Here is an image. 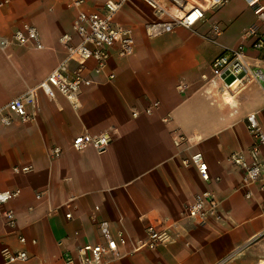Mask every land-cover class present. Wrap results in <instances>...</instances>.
<instances>
[{
	"label": "crops",
	"instance_id": "0c3cea01",
	"mask_svg": "<svg viewBox=\"0 0 264 264\" xmlns=\"http://www.w3.org/2000/svg\"><path fill=\"white\" fill-rule=\"evenodd\" d=\"M67 1L9 0L0 7V37L8 38L27 22L37 28L43 44L0 48V107L38 84L65 56L58 38L70 32L76 12ZM103 2L85 0L83 7L99 11ZM128 2L117 20L131 28L134 53L120 57L112 49L106 71L90 73L94 82L81 87L77 108L60 93L50 99L40 91L34 122L0 123V191L20 190L3 206L15 212L17 222L12 229L0 217V249L27 251L28 260L11 264H62L64 252L101 241L98 222L104 220L112 232L122 228L127 235L126 244L117 247L119 256L108 253L106 264H264V190L253 186L245 197L241 171L228 160L231 152L251 145L246 114L255 111L264 124L262 85L253 81L236 99L227 91L222 104L219 94L211 103L202 92L211 60L223 47L243 43L249 26L264 35V20L243 0H229L207 11L194 29L177 27L149 38L144 32L152 17L149 8L138 0ZM213 24L221 30L219 44L208 38ZM245 43L252 66L264 69V50ZM110 72L114 77L109 80L105 74ZM233 98L235 104L229 105ZM154 101L158 107L145 114ZM105 130L111 142L103 151L72 148L75 136ZM178 133L187 139L175 145ZM53 146L62 152L51 159L47 152ZM198 151L207 163L206 181L194 164H183ZM23 165L31 169L13 171ZM206 190L218 200L219 218L205 224L182 219L184 206ZM148 223L175 224L179 236L134 250Z\"/></svg>",
	"mask_w": 264,
	"mask_h": 264
},
{
	"label": "built area",
	"instance_id": "2783aa9c",
	"mask_svg": "<svg viewBox=\"0 0 264 264\" xmlns=\"http://www.w3.org/2000/svg\"><path fill=\"white\" fill-rule=\"evenodd\" d=\"M131 0H104L103 7L99 11H90L83 7L85 0H68L66 6L75 9V16L71 22L70 32L63 33L58 40L66 51L65 56L59 60L56 66L35 86H32L13 97L4 106L0 107V123L9 126L14 120L20 122H34L38 116V92H43L48 98L53 99L56 93L63 95L73 108L79 106V92L82 86H88L94 82L90 73L100 74L106 71L112 49H115L120 57L129 56L134 53L135 40L131 28L122 25L117 20V14L121 8ZM144 3L152 15L145 24L144 32L149 38L160 36L171 32L177 27L194 29V27L205 21L206 13L216 10L225 5L229 0H138ZM254 11L259 20H264L263 0H243ZM9 0H0V7L7 4ZM212 35L209 40L219 44L216 37L221 30L216 24L211 26ZM243 43L235 47H223L222 51L210 62L211 76L203 75L204 88L202 92L215 102L216 95L222 96L226 91H234L246 82H258L262 85L264 94V69L252 66L246 53L245 41H250V47L257 51L264 50V35L256 26H249L243 33ZM11 44L31 45L35 48H43L37 28L27 22H23L16 28L8 38L0 37V48L5 49ZM107 79H112V72L105 74ZM230 77V80L227 78ZM235 84V88L232 85ZM184 85L180 84L182 91ZM225 102V101H224ZM226 103V102H225ZM158 101L152 102L143 109L145 114H150L158 107ZM133 116L138 111L132 112ZM167 114L163 120L168 121ZM246 130L252 142L246 151H233L228 155L229 162L241 171L240 188L244 189V196L250 197L252 187L258 186L264 190V157L262 148L264 146V124L257 119L256 112H248L245 116ZM187 137L178 133L174 138V144L179 145ZM111 142L109 131L96 134L81 133L74 137L71 146L74 150L93 148L103 151ZM58 146L50 147L48 157L54 159L61 154ZM184 165L194 164L200 177L206 181L209 179L207 163L201 152H195L189 158L183 160ZM29 165L14 166L13 171L28 172ZM19 189L0 191V217L4 219L9 228H15L17 218L12 209H4L3 206L18 196ZM66 218H71V213H65ZM182 219H192L198 224H205L211 218H219L218 200L208 190L196 193L182 211ZM101 241L96 243L86 242L82 244L75 253L66 251L62 254V264H106L105 256L109 253L118 257V245H125L127 235L122 228L115 232L110 230L107 221L98 222ZM175 224L155 226L148 223L144 226L145 237L135 242L134 250L141 247L154 248L158 245L167 244L179 236ZM21 243L26 241L22 235L18 236ZM0 264H11L24 262L29 255L24 249H12L3 246L0 249Z\"/></svg>",
	"mask_w": 264,
	"mask_h": 264
},
{
	"label": "rangeland",
	"instance_id": "374dc122",
	"mask_svg": "<svg viewBox=\"0 0 264 264\" xmlns=\"http://www.w3.org/2000/svg\"><path fill=\"white\" fill-rule=\"evenodd\" d=\"M129 4L130 3L128 2L125 5H129ZM227 80H230V77H228ZM252 83H253V81L252 82H246V81H244V85L243 86L239 87L238 89H235L233 92H230V91L229 92L230 93H234L235 94L234 98L236 99L240 95V93L242 91H244L245 89H247ZM240 89H241V91H240ZM234 98H233V101L228 102L229 105L235 104V101H234L235 99ZM221 101H222L221 99L218 100V103L219 102L221 103ZM225 105L228 106L227 104H225Z\"/></svg>",
	"mask_w": 264,
	"mask_h": 264
},
{
	"label": "bare ground",
	"instance_id": "6f19581e",
	"mask_svg": "<svg viewBox=\"0 0 264 264\" xmlns=\"http://www.w3.org/2000/svg\"><path fill=\"white\" fill-rule=\"evenodd\" d=\"M232 88H233V89L235 88V84L232 85ZM224 97H225L226 99L229 98V95H228V92H227V91L224 93Z\"/></svg>",
	"mask_w": 264,
	"mask_h": 264
}]
</instances>
